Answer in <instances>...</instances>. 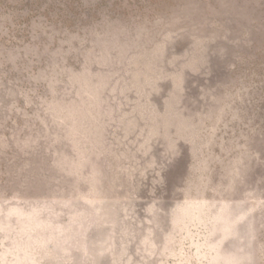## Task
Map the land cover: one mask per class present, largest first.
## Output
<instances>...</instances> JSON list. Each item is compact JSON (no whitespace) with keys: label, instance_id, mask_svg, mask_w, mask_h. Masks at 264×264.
<instances>
[{"label":"rangeland","instance_id":"1","mask_svg":"<svg viewBox=\"0 0 264 264\" xmlns=\"http://www.w3.org/2000/svg\"><path fill=\"white\" fill-rule=\"evenodd\" d=\"M0 264H264V0H0Z\"/></svg>","mask_w":264,"mask_h":264}]
</instances>
